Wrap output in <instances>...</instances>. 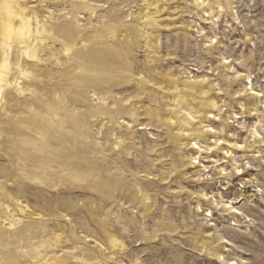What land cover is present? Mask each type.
I'll return each mask as SVG.
<instances>
[{
    "label": "rangeland",
    "instance_id": "rangeland-1",
    "mask_svg": "<svg viewBox=\"0 0 264 264\" xmlns=\"http://www.w3.org/2000/svg\"><path fill=\"white\" fill-rule=\"evenodd\" d=\"M8 1L0 263L264 264V0Z\"/></svg>",
    "mask_w": 264,
    "mask_h": 264
},
{
    "label": "bare ground",
    "instance_id": "bare-ground-1",
    "mask_svg": "<svg viewBox=\"0 0 264 264\" xmlns=\"http://www.w3.org/2000/svg\"><path fill=\"white\" fill-rule=\"evenodd\" d=\"M33 17L35 19V22L37 23L38 22L37 15L32 16L30 11L22 10L16 4L15 1L0 0V81L4 80V78L9 74V71H10V63L8 61V57L6 56V53L3 51V48H2L3 40L1 38H4L5 40H7L9 42L8 49H10L11 44H15V45L23 44L24 45V51L19 52V54L15 56L14 64L18 70L19 77L14 78L13 81L15 83H17L19 78L28 80L31 77V73L29 71H27L26 69H24L25 64H28V62H27V60H23V59L24 58L28 59V61H30V60L38 61L39 60L38 55L36 53V49L34 47H29V45H28L30 42L29 37L32 33V29L30 26V19H33ZM61 29L69 31L68 24L65 23L61 27ZM68 33L71 35L74 34L73 31L72 32L69 31ZM20 55L22 57L21 60H20ZM7 81H8V79H7ZM87 82H88L87 80L83 81V83H87ZM55 108H57V107H55ZM51 136L52 135L50 133H47V135H46V137H49V138ZM46 141H47V139H46ZM55 141L59 145V147L57 149H61V147H64L62 142L59 141V139H55ZM47 143H45L43 145V148L45 146H46V148H48ZM43 148L41 147L42 150H43ZM44 152L46 153V157L43 158V160L44 159L45 160L50 159V158H61L62 159V157H64V155H61L59 152L56 154H51V153H49L48 149H45ZM72 164H74V162L73 163L72 162L71 163L70 162H66V163L64 162L63 164H60L58 167H55V169H51V171L56 173V174H54L56 177L63 175V173H65L64 169L68 174V173H70V169H71ZM86 169H88V171L91 172L94 169V166L90 165L89 167H86ZM52 180L55 181V178L52 177ZM29 212L26 209L24 210V213L27 215L28 214L29 215L34 214L33 212H31V213H29ZM57 239L59 241L62 240L63 239L62 235L59 234ZM2 258L3 257H0V260H2ZM46 260L50 262L49 264H62L63 263V260L58 258V257H49ZM15 262H16V260H7V261L2 262L0 264H15Z\"/></svg>",
    "mask_w": 264,
    "mask_h": 264
}]
</instances>
